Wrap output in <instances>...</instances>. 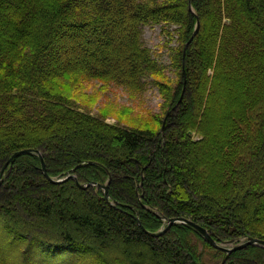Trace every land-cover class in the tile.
<instances>
[{
    "label": "trees",
    "instance_id": "1",
    "mask_svg": "<svg viewBox=\"0 0 264 264\" xmlns=\"http://www.w3.org/2000/svg\"><path fill=\"white\" fill-rule=\"evenodd\" d=\"M162 4L0 0V170L34 149L50 178H75L50 183L36 154L13 159L0 184V264H19L6 259L22 239V264H264V247L224 254L185 224L151 235L183 217L217 243L264 241V0ZM153 26L169 66L144 42ZM168 68L176 80L160 88ZM94 81L162 89L158 129L93 114L79 96ZM90 183L107 185L108 199L79 187Z\"/></svg>",
    "mask_w": 264,
    "mask_h": 264
},
{
    "label": "rangeland",
    "instance_id": "2",
    "mask_svg": "<svg viewBox=\"0 0 264 264\" xmlns=\"http://www.w3.org/2000/svg\"><path fill=\"white\" fill-rule=\"evenodd\" d=\"M162 1L163 0H158V3L162 4ZM143 39L145 44L155 52L159 61L162 64L169 66L168 51L161 48L165 41V37L161 34L160 26L145 28ZM171 46H176V43L173 42ZM167 70L169 72H165V76L159 78L163 82V85L160 86V88L167 87L171 89L176 80V76L174 75L175 69L172 70V68H168ZM94 83L97 85V88L94 91H92L93 88H87L84 92L82 91L79 96L82 102L88 104L93 114L98 112L103 113L106 122L111 124L115 123L117 121L116 119H119L122 123L130 126L138 125L141 129H148L151 131L158 129L159 126L156 120L161 119L166 111V107L164 106L165 100L161 94L162 89L157 86L153 87L152 85H148L145 91L137 90L138 92L135 91V93H131L129 89L117 87L114 84H110L109 87H106V85L103 84L101 87L102 84L100 82L94 81ZM60 92L66 95H71L69 93L72 91L68 88L67 84L63 82L60 87ZM17 211L21 212L20 205L17 206ZM24 243L25 242L22 239L20 244H17L15 248L10 250L8 256L9 260H15L19 264H22V262L25 261L22 256L24 255L29 242L26 241L27 244L25 246ZM237 244L239 243L234 242L232 245L236 246ZM225 246L230 247L231 245ZM2 249L8 250L6 247H2ZM82 255L84 256V254H81V257ZM33 260L34 262L36 261L35 259ZM34 262H29V264H35L36 262ZM74 263L75 262L73 261L68 264ZM76 264L79 263L76 261Z\"/></svg>",
    "mask_w": 264,
    "mask_h": 264
},
{
    "label": "water",
    "instance_id": "3",
    "mask_svg": "<svg viewBox=\"0 0 264 264\" xmlns=\"http://www.w3.org/2000/svg\"><path fill=\"white\" fill-rule=\"evenodd\" d=\"M190 10H191V8H190ZM198 30H199V21L197 20L195 29H194L190 39L184 45L183 53H185V50L187 49L189 44L192 42L194 36L198 33ZM183 77H185V72L184 71H183ZM184 83H185V81H184ZM181 98L182 97H180L179 101L181 100ZM163 128L164 127H162L161 131L163 130ZM28 153L36 154L39 157V160L41 162V170H42L44 176L48 179V181L50 183L58 184V183H62L64 181H66L67 179H75L74 176H72V175H69V176H67V177H65L63 179H59V180H54V179L50 178L47 175V172H46V169H45V165H44L42 156L39 153V151L34 150V149H25V150H21V151L15 152L9 158V160L5 163V165L2 167V169L0 170V184L2 182V179H3L4 172H5L6 168L12 163L13 159L18 157V156H20V155L28 154ZM90 186H96L97 188H101L103 190L105 200L108 199L109 195H108V192H107V185H97V184H91V183L90 184L79 185L80 188H86V187H90ZM174 224H185V225H188V226L192 227L194 230H196V232H198L200 234V236L209 245H211L216 250L222 251L224 254H230L233 251L242 250V249L247 248L248 246H262V247H264V241L263 240H259V239H255V238H248L247 240L237 244L236 246L232 245L234 243L233 241L225 243V244L217 243V242H215V240L211 237V235L209 234V232L205 228H202L201 226H199V225L195 224L194 222H192L190 220H187V219H185L183 217H176V218H172V219L167 220L166 227L164 229L160 230L157 233H153L151 235L155 236V237L161 236L167 230H169L170 227L173 226ZM225 245H231V246L227 247ZM224 262H225V258L222 260L221 264H223Z\"/></svg>",
    "mask_w": 264,
    "mask_h": 264
},
{
    "label": "bare ground",
    "instance_id": "4",
    "mask_svg": "<svg viewBox=\"0 0 264 264\" xmlns=\"http://www.w3.org/2000/svg\"><path fill=\"white\" fill-rule=\"evenodd\" d=\"M150 222V221H149ZM142 224V223H141ZM264 249V248H263ZM262 249V250H263ZM258 250H260V248L258 249ZM253 251V250H252ZM57 252V251H56ZM55 252V253H56ZM62 252V251H61ZM39 253V252H38ZM49 253V252H48ZM52 253V252H51ZM54 253V254H55ZM60 253V252H59ZM67 253V252H66ZM258 253V252H257ZM58 254V253H57ZM63 255L65 254V253H62ZM251 254V253H250ZM256 254V253H255ZM9 255V254H8ZM47 255V254H46ZM56 255V254H55ZM59 255V254H58ZM61 255V254H60ZM247 255V254H246ZM252 255V254H251ZM47 256H49V254L47 255ZM51 256V255H50ZM263 256V255H262ZM1 257V256H0ZM4 257V256H3ZM2 257V260H0L1 262L5 259V258H3ZM54 257V256H53ZM56 257V256H55ZM67 257V256H66ZM9 258V257H8ZM57 258H58V256H57ZM57 258H56V260H57ZM59 258H61V257H59ZM249 258V257H248ZM251 258V257H250ZM29 259V258H28ZM55 259V258H54ZM6 260H9V259H6ZM12 260V259H11ZM25 260V259H24ZM51 260V259H50ZM5 261V260H4ZM10 261V260H9ZM31 261V260H30ZM48 261V260H47ZM59 261H61V259L59 260ZM64 261V260H63ZM6 262V261H5ZM52 262V261H51ZM56 262V261H55ZM202 262H203V260H202ZM9 263V262H8ZM27 263V262H26ZM31 263V262H30ZM60 263V262H59ZM62 263V262H61ZM236 263V262H235ZM253 263V262H252ZM48 264H50V263H48ZM64 264V263H63Z\"/></svg>",
    "mask_w": 264,
    "mask_h": 264
}]
</instances>
